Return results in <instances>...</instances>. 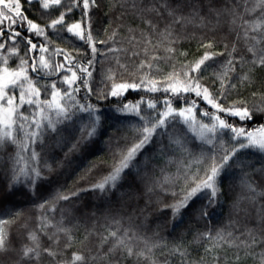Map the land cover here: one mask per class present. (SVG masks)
I'll use <instances>...</instances> for the list:
<instances>
[{"label": "snow or ice", "instance_id": "6c2138e0", "mask_svg": "<svg viewBox=\"0 0 264 264\" xmlns=\"http://www.w3.org/2000/svg\"><path fill=\"white\" fill-rule=\"evenodd\" d=\"M27 2L29 6L33 4V0ZM36 2L42 14L62 10L42 24L28 15L22 0H0V173L7 178L9 189L24 185L41 199L35 205L40 211L35 228L29 227L31 218H26L22 210L2 214L5 218H0V264H42L45 255L52 258L54 264H105V261L112 264L114 251H122L126 258L135 256L137 261L151 259V264H158L154 255L157 248L166 249L169 257L178 256V264H241V251L245 258L256 260L255 250L260 248L258 264H264V188L258 189L246 178L247 173L241 182L246 195L238 196L232 208L247 214V209H241V202L247 200L255 206L259 198L261 203L256 212L260 228L254 225L239 232L211 225L212 212L224 196L223 175L233 161L243 168L251 164L244 157H264V83L257 87L258 76L264 77V0H225L220 7H209L208 15L201 14L199 0L196 3L162 0L159 7L152 0H114L112 9L130 10L151 29H141L139 38L135 35L130 38V43L138 40L143 45L139 50L133 45L131 51L116 43L119 25L111 29L110 34L109 27L105 26V36L99 38L93 17V11L99 7L98 0H69L67 5L63 0ZM77 9L78 19L74 18ZM161 9L171 17L162 28L158 20L152 19L153 13L158 17L163 15ZM210 14L215 16L214 23ZM222 21L227 23L229 32L236 33L237 40L242 36L244 51L237 41L230 44L227 35L217 38L201 34L198 47L202 55L191 60H176L171 71L157 75L163 72L160 62L176 59L175 45L185 39L177 32V26L184 28L193 24L207 28L212 24L209 31L215 32ZM128 30L135 32L133 28ZM153 33L158 37L155 42ZM69 38L82 42L84 48L70 50L56 42L59 39L67 42ZM191 38H195V33ZM110 43L112 47H108ZM161 51L164 56L160 55ZM121 53L133 59L143 54L144 58L129 71V63ZM180 56L186 57L187 52H181ZM104 59L110 60L109 66L101 71L100 86L94 87L97 61L103 63ZM218 60L221 62L216 65ZM212 65L216 66L210 75L204 76ZM130 90H143L145 94L129 100L126 94ZM93 95L98 100L112 97L123 101L112 107L117 113L135 118L129 124L132 142H127V136L123 144L120 137L113 142L110 133L106 143L112 153V163L106 174L87 188L66 193L57 190L48 199L40 198V188L47 179L45 171L51 172L54 165L62 166V161L43 158L37 144H42L49 133L56 136L62 125L72 123L81 114L87 119L80 124L79 135L71 141L65 158L71 153H83L103 131L104 114L99 103H92ZM177 123L185 126L187 132L181 134L175 129L169 132V127ZM188 133L200 141L198 153L186 146ZM165 134L167 145L163 143ZM70 136L71 132L68 137L59 136L57 143L63 147ZM154 144L158 145L156 151L144 155L141 161L140 156ZM9 145L14 146V152H7ZM166 149L178 151L180 155L168 157L167 166H159L160 175L145 182V191L160 190L171 195V203H163L159 197L158 202L162 210L171 211L173 220L183 218L191 208L190 218L198 224L204 221L203 230L195 228L191 241L181 238L169 245L158 233L147 235L131 228L115 227L103 237L97 254L89 255L92 250L85 246L90 233L81 240L79 248L72 250L77 239L73 230L64 227L62 220L54 222L46 213L80 192L115 190L133 169L137 173L145 169L139 176L143 180L149 175L148 165L156 158V153L166 154ZM98 163L100 161L85 169L78 181L86 180ZM173 164L175 170L170 171ZM155 167L158 166L153 165ZM20 221H23L20 227L25 234L24 242L17 246L10 228ZM113 224L120 225V221L113 220ZM49 228L55 231L49 233ZM42 235H48L50 240L55 237L54 246L45 247ZM61 237L64 238L62 248ZM108 241L111 247L104 252L103 246ZM192 244L203 246L202 256L192 259ZM229 249H235L231 257ZM206 257H210V261ZM164 264L171 262L165 260Z\"/></svg>", "mask_w": 264, "mask_h": 264}, {"label": "trees", "instance_id": "16d2710c", "mask_svg": "<svg viewBox=\"0 0 264 264\" xmlns=\"http://www.w3.org/2000/svg\"><path fill=\"white\" fill-rule=\"evenodd\" d=\"M64 4L67 5L69 0H63ZM114 0H98L99 7L93 11V17L95 20V27L98 30L99 38L103 39L105 36L104 29L105 26L109 27V34L111 29L116 28L119 25V34L116 37L117 45L124 48H128L129 51L132 50L133 45H137V50L143 47L138 40L130 41V38L135 35L140 37V30L145 29L151 31L147 25L140 19L139 16L126 10L124 8L116 7L111 8ZM143 2V0H141ZM157 6L162 3V0H152ZM197 0H191V3H196ZM24 8L27 10L28 15L37 19L40 23H45L48 19L58 15L59 10L56 9L51 12H44L42 14L38 3L33 0V4L29 6L27 0H22ZM225 3V0H212L209 4V0H199V4L202 6V15H208L209 7H220ZM230 6V5H229ZM185 12L188 11L186 7ZM163 13L162 16H156L155 13L152 14V19L154 22L157 20L160 22V27L162 28L165 23L170 22L171 17L167 16L166 11L161 9ZM79 10L74 11V18H79ZM73 17L70 16L71 20ZM210 18L215 22L214 14H210ZM212 24H209L207 28L199 27L198 25L189 24L184 28L177 26V32L184 36L185 39L178 40L175 47L177 48L176 59L161 61L160 67L163 69L162 73H157V75H163L171 71V66L176 63V60H191L202 55V50L198 47V40L201 34L208 36H216L217 38L227 35L228 41L231 44L233 41H237L241 51H244V41L241 36L237 40L235 32H229L227 23L223 22L221 25L217 26L215 32L209 31L212 28ZM129 28L135 29V32H129ZM192 33H195V38L192 37ZM26 34V33H25ZM154 41L158 38L156 33H153ZM53 39H56L53 36ZM57 44L62 47L69 48L73 47L84 48L82 42L78 40H73L69 38L66 42L64 39H59L56 41ZM222 46V45H221ZM108 47H112L110 43ZM181 52H187L186 57L180 56ZM23 54V53H22ZM124 61L129 63V71L132 70L134 63H138L139 59H143L144 56L141 54L140 57L130 58L127 53H121ZM161 56H164V52H160ZM62 59V57H61ZM221 61H217L218 65ZM110 60L104 59L101 63L100 60L97 61L95 70V84L94 87L100 86L101 71L103 68L108 67ZM216 65L210 66L203 73L204 76H209L212 68ZM14 66V62H13ZM177 67L179 64L177 63ZM127 75V74H125ZM261 83H264V77L258 76L257 87L259 88ZM143 90H130L127 93V99L135 100L141 95H144ZM84 93L81 92V97ZM192 97H189L191 99ZM232 98H235L233 96ZM92 103H99L104 114V125L102 134L97 138H94L93 142L89 144L83 153L76 152L71 153L67 158H65V152L68 151L71 141L74 140L79 135L80 124L87 119L86 116L78 114L77 119L72 123L62 125L60 127V132L53 136L52 134H47L43 138L42 144H37V151L42 153L45 159H54L62 161V166H55L51 172L45 171L44 175L47 179L43 182L39 197L42 199H48L50 195H54L57 190L61 193H66L68 191L75 192L77 189L87 188L88 184L95 183L101 176L109 171V165L112 163V153L106 143L109 134L112 133V140L115 142L117 137L121 138V143H125L124 137H128V143L132 140V131L129 124L134 122L135 118L130 114L117 113L113 109V105L117 103H122L123 101H118L116 98L109 97L107 100H98V98L93 95L90 97ZM177 106H180L177 104ZM209 110H211L210 106ZM201 119H205L198 113ZM207 122V121H206ZM251 126V125H250ZM173 129L177 130L179 133L183 134L187 132L185 126L181 123H177L169 127V132ZM71 132L70 139L67 144L61 147L57 143L59 136L63 135L65 137L69 136ZM157 136V140H159ZM227 139V137H224ZM168 137L165 134L163 138V143L167 145ZM186 146L190 148L194 153H198L200 148V141L197 140L192 133H188L186 137ZM158 145H153L147 148V152L140 156V160L144 159V155H151ZM15 148L9 145L7 152H14ZM7 153H5L6 155ZM179 152L167 150L166 154L156 153V158L153 159L148 165V173L143 180L139 179V176L143 175L145 172L144 168H141L140 173H137L135 169L127 172L124 180L121 182L120 186L115 190L110 192H100L99 190H88L77 194L76 197L71 198L68 201H61L58 203L54 211H48L46 215L54 222H59L62 220V225L64 227H70L73 230V235L77 237L76 243L72 250L80 247L81 240L84 236L90 233L89 239L85 241V246L92 251L89 255L97 254L101 247V241L103 237L113 228L121 227L131 228L136 230L141 234L151 235L152 233H158L159 238L167 241L169 245L176 240L183 238L186 241H191L194 229L200 228L203 230L204 221L199 224L195 219L190 218L192 215V209L190 208L184 213L183 218L177 217L175 220L172 219V213L170 210H162L159 200L163 203H171V195L165 194L160 190L153 193H148L145 191V182L149 180L152 176L160 175L159 166H167L168 157H179ZM244 159L251 161L250 167L245 166L243 168L237 166L236 162L233 161L231 168L224 173L221 187L224 190V196L221 198V203L217 206L211 216V225L214 228L224 227L228 230L236 229L239 232H244L247 228L256 226L257 229L260 228L259 217L257 216L256 209L259 207L261 200L258 198L255 206H253L249 201L244 200L241 202V209H247V214L245 211L241 210L239 212L232 208L233 201L238 196H245L246 192L242 186V180L245 179V173H247V179L255 183L259 188H264V157L260 155H249L244 157ZM100 161L97 164L96 170H94L86 180L83 182L78 181V177L84 174V170L92 167L94 162ZM153 165L158 167L153 168ZM170 171L175 170V165H171ZM41 199L36 198L33 193L28 191L27 187L24 185H16L14 188L9 189L8 180L0 173V218H5L2 214L5 211L11 210L15 212L17 210H22L25 217H30L29 227L35 228L37 223V217L40 215V211L35 207L39 204ZM197 204L199 201L196 202ZM196 205H193V208ZM143 210V211H142ZM113 220L120 221V225H114ZM232 222L231 228H229V223ZM20 223L14 224L10 228V233L13 242L19 246L23 243L24 231L21 229ZM55 231L49 228L48 232L51 233ZM42 242L45 247L49 245L54 246L55 237L51 240L48 235L41 236ZM64 238L61 237L60 247H63ZM111 247V241L104 244L103 250L107 252ZM264 247V246H262ZM191 250L193 253L192 259H196L203 255V246L198 244H192ZM257 259L254 260L252 257H244V252L241 251L240 255L242 257L241 264H258V254L260 248H257ZM235 252V249H229L228 255L231 257ZM70 257L71 251L68 252ZM155 258L158 264H164L165 260H170L171 264H178L179 257H169L167 255V250L164 248H157L155 250ZM206 260L210 261V257H206ZM112 264H151V259L145 260L141 258L137 261L136 257L126 258V255L122 251H114L111 257ZM42 264H54L52 258L47 255L43 256ZM107 264V261H105Z\"/></svg>", "mask_w": 264, "mask_h": 264}]
</instances>
